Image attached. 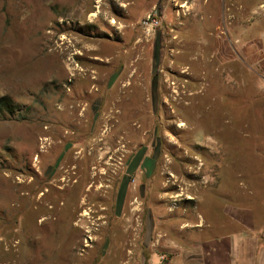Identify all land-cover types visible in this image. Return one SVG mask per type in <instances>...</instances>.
Instances as JSON below:
<instances>
[{
	"label": "rangeland",
	"instance_id": "rangeland-1",
	"mask_svg": "<svg viewBox=\"0 0 264 264\" xmlns=\"http://www.w3.org/2000/svg\"><path fill=\"white\" fill-rule=\"evenodd\" d=\"M224 236L264 264V0H0V264H205Z\"/></svg>",
	"mask_w": 264,
	"mask_h": 264
},
{
	"label": "crops",
	"instance_id": "crops-1",
	"mask_svg": "<svg viewBox=\"0 0 264 264\" xmlns=\"http://www.w3.org/2000/svg\"><path fill=\"white\" fill-rule=\"evenodd\" d=\"M231 216L237 219L239 221L238 223L241 226L247 228L250 227V230L254 229V222H255L254 215L252 210L251 209L249 210L248 207H237L233 209V214H231ZM199 221H202L200 222L202 223L201 225L202 227L205 224V220L200 218ZM235 242L236 241H234L232 237L230 238L226 236L209 240L207 244L209 248V253L212 257L215 256L216 258L213 260V258L211 257H206L205 264H228L226 253L230 251L232 244Z\"/></svg>",
	"mask_w": 264,
	"mask_h": 264
},
{
	"label": "bare ground",
	"instance_id": "bare-ground-1",
	"mask_svg": "<svg viewBox=\"0 0 264 264\" xmlns=\"http://www.w3.org/2000/svg\"><path fill=\"white\" fill-rule=\"evenodd\" d=\"M112 22V21H111ZM114 24V23H113ZM138 43V42H137ZM92 174H93V177H95L97 175V167L94 166L92 168ZM92 186L90 185V190H91ZM85 202V201H84ZM86 214V212H84V215Z\"/></svg>",
	"mask_w": 264,
	"mask_h": 264
},
{
	"label": "built area",
	"instance_id": "built-area-1",
	"mask_svg": "<svg viewBox=\"0 0 264 264\" xmlns=\"http://www.w3.org/2000/svg\"><path fill=\"white\" fill-rule=\"evenodd\" d=\"M150 18V16H148V18L147 19H149ZM153 21L152 22H157V21H155L154 19H152Z\"/></svg>",
	"mask_w": 264,
	"mask_h": 264
}]
</instances>
